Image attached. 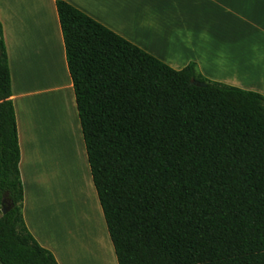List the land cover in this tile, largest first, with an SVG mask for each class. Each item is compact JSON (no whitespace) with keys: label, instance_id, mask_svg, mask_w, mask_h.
I'll return each mask as SVG.
<instances>
[{"label":"trees","instance_id":"16d2710c","mask_svg":"<svg viewBox=\"0 0 264 264\" xmlns=\"http://www.w3.org/2000/svg\"><path fill=\"white\" fill-rule=\"evenodd\" d=\"M91 180L117 264H264V96L174 70L55 1ZM192 81L205 84L191 85ZM0 23V264H58L23 219Z\"/></svg>","mask_w":264,"mask_h":264},{"label":"crops","instance_id":"0c3cea01","mask_svg":"<svg viewBox=\"0 0 264 264\" xmlns=\"http://www.w3.org/2000/svg\"><path fill=\"white\" fill-rule=\"evenodd\" d=\"M55 1L0 0L23 219L58 264H117L91 180ZM62 1L174 70L194 62L210 81L264 96V0ZM73 151L102 232L91 229L70 176Z\"/></svg>","mask_w":264,"mask_h":264},{"label":"rangeland","instance_id":"374dc122","mask_svg":"<svg viewBox=\"0 0 264 264\" xmlns=\"http://www.w3.org/2000/svg\"><path fill=\"white\" fill-rule=\"evenodd\" d=\"M70 145L72 144V141L70 140ZM71 150H74L73 147H71ZM73 157L72 158V166H69V172H70V176H74L73 179H75L74 181H76V185H77V191L80 194V197L82 199V201H84V203L86 204L85 210H86V214L85 216L87 217L88 221L91 224V229L94 227L96 229H98L100 232H102L101 227L97 226L98 221H97V217L96 215L93 213V209H92V205L89 203V197L88 194L86 193V191L84 190V181L81 177L82 174H80V166L78 167V161H77V156L75 151H73ZM72 171V172H71ZM83 187V190H82ZM68 191H70V183H69V189ZM92 212V213H91ZM91 213V215L89 214ZM79 218V215H77ZM80 220V218H79ZM93 231V230H92ZM76 264H78V261L76 260Z\"/></svg>","mask_w":264,"mask_h":264},{"label":"water","instance_id":"95a60500","mask_svg":"<svg viewBox=\"0 0 264 264\" xmlns=\"http://www.w3.org/2000/svg\"><path fill=\"white\" fill-rule=\"evenodd\" d=\"M191 85L196 86V87H204L205 86V84H202V83L197 82V81H192ZM11 206H12V204L8 200V198L3 197L1 200V208H0L1 214H3V215L6 214L9 211V209L11 208Z\"/></svg>","mask_w":264,"mask_h":264}]
</instances>
